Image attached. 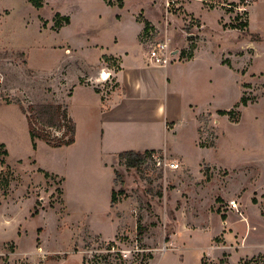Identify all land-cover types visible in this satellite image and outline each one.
<instances>
[{
  "label": "rangeland",
  "instance_id": "rangeland-1",
  "mask_svg": "<svg viewBox=\"0 0 264 264\" xmlns=\"http://www.w3.org/2000/svg\"><path fill=\"white\" fill-rule=\"evenodd\" d=\"M108 1L117 13L124 6L134 11L139 22H146L144 13L153 16L160 30L149 40H167L174 51L188 53L202 32L211 42L222 44L215 50L219 55L222 48L235 50L234 58L225 56L241 73H213L212 109L232 112L201 115L196 145L191 127L176 131L175 151H182L184 159L174 152L164 158L174 161L177 169L156 167L148 158L129 167L118 158L113 167L115 204H133L132 216L129 211L124 231L105 242L113 233L110 216L88 207L93 200H98L97 209L105 202L110 207V192L106 195L100 189L98 169L76 164L62 185L52 168L65 160L67 152L50 147L53 153H47L40 140L33 149L19 105L27 109L30 104L56 103L67 112L73 73L97 57L85 44H109L115 32L108 29L113 24ZM106 2L41 0L42 7L35 9L29 0H0V144L10 156L19 155L24 163L32 160L38 166L31 168L33 173L20 162L8 168L7 154H0V264H30L13 255V243L1 245L10 240L18 252L33 251L35 245L37 253L55 252L50 255L54 257L79 252L82 264H264V0ZM61 17H68L70 24L52 30L55 21L63 23ZM245 21L244 32L220 30L223 24ZM20 51L37 57L33 68L26 67ZM241 97L246 106L241 105ZM65 130L47 131L60 137ZM167 147V152L174 150L168 139ZM39 168L51 170L48 177ZM41 175L47 180L42 185ZM62 198L66 205L59 214L52 211L43 218H26L31 210L32 216L55 203L61 206ZM86 201L87 206L78 205ZM114 223L119 231L120 223ZM15 226L25 232L20 239L12 233ZM41 226L38 242L35 230ZM112 245L126 256L109 254Z\"/></svg>",
  "mask_w": 264,
  "mask_h": 264
},
{
  "label": "crops",
  "instance_id": "crops-1",
  "mask_svg": "<svg viewBox=\"0 0 264 264\" xmlns=\"http://www.w3.org/2000/svg\"><path fill=\"white\" fill-rule=\"evenodd\" d=\"M107 7L112 10L111 21L113 23L108 29L115 32L111 34L109 44L97 41L85 44L86 49L95 51L97 57L93 64H86L83 70L73 73L74 80L69 97L66 99L71 101L67 115L75 125V142L71 146L61 147L67 152V156L60 164L57 163L56 171L52 168V173L57 174L58 181L62 180L63 185L67 179V172L70 175L74 171V165L82 163L86 167L88 164L90 168L98 169L101 176L99 187L105 191L106 195L110 192L111 196L112 191L115 190L113 167L118 162L119 154L152 152L151 154L164 158L178 153L176 158L184 159L182 151H175L178 147L175 142L176 131L191 127L193 142L196 145L197 119L203 114L221 111L213 110L211 105L213 93L210 90L212 91L215 83L213 73H222L227 76L229 73H241V70L233 65V59L230 60L225 56L228 53L233 57L235 50L230 53L224 52L222 48L220 49L221 55H219V52L215 50H218L222 44L211 42L202 32L195 38L192 58L182 57L181 52H178L168 66L155 67L147 58L148 47L152 42L149 40L150 35L154 36L160 30L153 16L143 14L144 20L149 23V30L143 35L144 24L135 19L134 11L128 12L124 6L123 10L116 9L119 12L117 13L114 7ZM128 13L129 16H127ZM223 25L221 32L235 31L224 29ZM128 35H131V41ZM19 55L25 61L26 67L33 68L37 57H31L27 51H20ZM40 56L42 57V54ZM101 72L109 73L110 80L97 86L95 83ZM62 78L65 82L62 87L65 89L66 76L63 75ZM204 91H206L207 98L204 97ZM210 93L211 98H209ZM167 139L174 148L170 152H167ZM37 142L36 146L39 144ZM40 144L43 151L53 153V150L45 143ZM5 151L7 154L5 166L8 168L11 167L10 164L20 162L21 165L23 164V169L30 172L36 166L32 160L24 163L19 155L10 156L6 148ZM39 170L47 174L51 172L43 168ZM40 178H42L41 185L43 181H47L42 175ZM61 202V206L55 203L48 211L47 209L40 210L34 218H43L52 211L59 214L60 208L66 205L63 198ZM78 205L87 206L88 201ZM98 205V200H93L90 201L88 207L95 206L94 211L110 216L113 233L112 237L105 242L113 241L126 228L124 220L129 211L132 216L133 204L118 202L112 205L110 201V207L105 202L102 209H97ZM88 212L90 215L93 213L92 209ZM31 213L32 210L26 218L33 217ZM115 221L120 223L118 224L119 231H117L118 226L114 227L117 225ZM16 227L12 233H15L16 239H20L25 232H21L20 227ZM35 231L38 233L39 242L43 227H38ZM6 243H13L15 250L13 255L27 259L30 264H82L79 252L77 256L54 257L56 254L50 255L55 252L41 250L37 253L39 251H36L39 249L37 245L33 251L18 252L13 240L1 245Z\"/></svg>",
  "mask_w": 264,
  "mask_h": 264
},
{
  "label": "trees",
  "instance_id": "trees-1",
  "mask_svg": "<svg viewBox=\"0 0 264 264\" xmlns=\"http://www.w3.org/2000/svg\"><path fill=\"white\" fill-rule=\"evenodd\" d=\"M206 1V0H203ZM106 2V0H104ZM29 3L35 8L40 9L42 7L41 0H29ZM106 5L112 7L113 4L110 2H106ZM121 4H119V8H121ZM236 5L231 4V7H235ZM58 16V15H57ZM59 23L58 20L55 21V25L52 30L57 31L62 28L63 25L69 24L68 17H61ZM238 20V19H237ZM144 29L143 35H145L149 30V23L143 22ZM224 29H231V30H240L246 31L248 28V23L242 22L240 24H229L224 25ZM193 49L192 47L188 53L182 51L181 56L186 57L188 59L192 58L193 56ZM83 83V81H81ZM240 103L242 106H246V100L241 97ZM21 112L26 116L27 119V127L29 132V137L32 142L33 149L36 148V141H43L49 147L52 148H61L71 146L75 142V125L73 121L67 117L66 108H64L60 104L56 103H45V104H30L27 109H24L21 105H19ZM232 111H218L217 114L219 116H230ZM49 129H56L58 131L62 129H66L65 132L61 134L60 137H51L47 130ZM4 146L0 144V154L3 156L6 155V151H2ZM152 152H144V153H136V152H125L118 155V158L121 161H125L126 166L129 167H137L139 164L142 163L143 160L149 157ZM45 176L48 177V174L45 173ZM116 193L113 190L111 194V204L114 205L116 203ZM37 210L34 211L32 216L37 214ZM140 225L137 224V230H140ZM167 242V239H166ZM264 259V256H263ZM203 264V263H201Z\"/></svg>",
  "mask_w": 264,
  "mask_h": 264
},
{
  "label": "built area",
  "instance_id": "built-area-1",
  "mask_svg": "<svg viewBox=\"0 0 264 264\" xmlns=\"http://www.w3.org/2000/svg\"><path fill=\"white\" fill-rule=\"evenodd\" d=\"M166 6H168V4ZM173 51L174 50L171 49L170 42L167 40L151 42L148 47L147 58L153 66L163 68L168 66L174 59L175 56H172ZM109 80L110 74L101 72L98 75V80L95 85L97 84V86H99L100 84H105L109 82ZM148 159H151L155 163L156 167H162L164 169L178 168V165L175 162H168L165 158H161L156 154L149 155ZM230 204L232 207H235L234 202H231ZM109 252V254H115L116 256H118L119 253H121V255L123 254V257L126 256L123 251L116 249L115 245L111 246V250Z\"/></svg>",
  "mask_w": 264,
  "mask_h": 264
},
{
  "label": "water",
  "instance_id": "water-1",
  "mask_svg": "<svg viewBox=\"0 0 264 264\" xmlns=\"http://www.w3.org/2000/svg\"><path fill=\"white\" fill-rule=\"evenodd\" d=\"M178 54V51H173L172 56H176Z\"/></svg>",
  "mask_w": 264,
  "mask_h": 264
}]
</instances>
